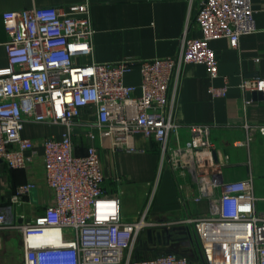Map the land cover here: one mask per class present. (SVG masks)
I'll use <instances>...</instances> for the list:
<instances>
[{
    "label": "built area",
    "instance_id": "built-area-1",
    "mask_svg": "<svg viewBox=\"0 0 264 264\" xmlns=\"http://www.w3.org/2000/svg\"><path fill=\"white\" fill-rule=\"evenodd\" d=\"M196 19L201 36H188V25L177 57L141 61L137 86L125 81L132 59L84 62L94 50L89 1L3 13L8 66L0 70V163L28 168L42 143L45 177L54 193V202L27 220L18 206L35 182L17 185L0 201V228L22 233V264H264V215L257 210L253 174L227 179L208 124L188 125L189 138L173 142L181 125L169 96L182 64L202 63L212 79L218 77L211 41L226 37L237 47L242 35L257 30L255 10L252 0H204ZM239 87L264 94V76L242 78ZM228 89L227 77L224 85L210 86L215 97ZM85 109L96 115L94 127L112 136L115 148L134 151L137 133L157 141L160 171H176L184 179L183 201H206V212L152 218L149 204L136 218L125 219L120 196L104 190L97 146L76 153L75 128ZM26 122L61 124L65 130L61 137L35 140L22 135ZM245 127L250 141L256 127ZM86 135L96 137L92 127ZM148 229L185 232L198 243L196 255L173 251L137 258V243ZM44 235L48 240L31 242Z\"/></svg>",
    "mask_w": 264,
    "mask_h": 264
},
{
    "label": "crops",
    "instance_id": "crops-1",
    "mask_svg": "<svg viewBox=\"0 0 264 264\" xmlns=\"http://www.w3.org/2000/svg\"><path fill=\"white\" fill-rule=\"evenodd\" d=\"M83 1L90 2L95 31L93 53L84 56V62L132 59V68L125 75L129 84L140 85L141 61L177 57L188 25V36H201L196 18L204 0H0V70L8 66L4 45L8 39L3 20L5 11L68 6ZM252 5L256 31L242 35L237 47L231 45L226 37L213 39L210 43L219 60V76L212 79L202 63L182 64L171 83L169 96L174 101V119L181 125L179 131L173 134V142L177 136L182 141L189 138L188 125H210L211 140L218 159L224 164L225 176L237 180L252 173L258 198L257 210L264 215V100H248L239 87L242 78L264 76V0H252ZM226 77L229 83L227 95L213 96L210 86L224 85ZM96 120V115L89 109H85L77 119L74 135L76 153L85 154L91 143L97 146L104 190L120 198L128 191L133 196L129 206H124L121 201L125 216L134 219L149 204L151 208V191L158 170L161 177L154 187L156 190L159 186V191L151 208L152 218L171 219L206 212V201H183L180 184L184 179L176 171L169 167L160 171L163 153L157 141L137 133L134 136V151L115 148L112 136L101 135L94 127ZM247 124L258 125L250 141L245 127ZM90 127L96 135L94 140L86 135ZM64 130L65 126L61 124L26 122L22 135L41 140L52 135L61 137ZM35 150L28 168H10L6 163H0V201L8 200L17 185L28 181L36 183V187L23 196L18 206V212L26 220L42 214L46 206L54 202V193L45 177L42 143ZM26 154L32 153L27 151ZM195 192L193 188V194ZM10 230L19 233L21 243L17 251L11 250ZM166 233L169 232L162 233V243L158 242L156 234L154 242H150L146 235V242L162 247L164 252L167 249L174 251ZM22 239L19 230L0 228V264L23 263Z\"/></svg>",
    "mask_w": 264,
    "mask_h": 264
},
{
    "label": "rangeland",
    "instance_id": "rangeland-1",
    "mask_svg": "<svg viewBox=\"0 0 264 264\" xmlns=\"http://www.w3.org/2000/svg\"><path fill=\"white\" fill-rule=\"evenodd\" d=\"M160 174L161 173H159V170H158L157 178H156V181L154 182V187H155L156 182H158V179H160V177H161ZM154 187L152 188L151 197H150V199L152 198V202H151L152 203L151 204V208L152 209H153L152 206L154 205L155 199L157 197V193L159 191V186L156 188V190H155ZM121 199H122L121 200L122 204L124 206H127V205L129 206V205H131V202L133 201V196L128 191L127 193L122 194ZM152 209L150 210V216H153V214H152L153 210ZM122 214H123L125 219H133V217L125 216V212L124 211H122ZM8 232L10 233L8 239H9V242L11 243V246H12L11 250L12 251H17L19 249V245L21 243L20 242L19 233L16 230H14V231L10 230ZM166 234H167V236L170 237V242L172 244L171 246H173L174 251L179 252V253L188 252V254L190 256H195L196 255L197 249H198V243L196 241L191 240L190 237H188V235L185 232L175 231V232H169V233H166ZM23 242L24 241H22V243ZM147 246L149 247V249H144ZM137 247H138V249L141 248V250L144 249L142 254H144V256H146V257L154 256V255L161 254V253L164 252L162 247L156 246L155 244H148L146 242V235H145L144 232H143V234L141 236V239L137 243ZM186 249H188V250L186 251Z\"/></svg>",
    "mask_w": 264,
    "mask_h": 264
},
{
    "label": "water",
    "instance_id": "water-1",
    "mask_svg": "<svg viewBox=\"0 0 264 264\" xmlns=\"http://www.w3.org/2000/svg\"><path fill=\"white\" fill-rule=\"evenodd\" d=\"M246 97L248 100H264V94L262 91H251L246 93ZM147 238L150 242H154L155 234L152 229L147 230ZM157 239L159 243L163 242V235L161 232L156 233ZM173 250L167 249L165 253H171Z\"/></svg>",
    "mask_w": 264,
    "mask_h": 264
},
{
    "label": "bare ground",
    "instance_id": "bare-ground-1",
    "mask_svg": "<svg viewBox=\"0 0 264 264\" xmlns=\"http://www.w3.org/2000/svg\"><path fill=\"white\" fill-rule=\"evenodd\" d=\"M49 237H50V235L33 237V238H31V242L32 243H40V242L48 240Z\"/></svg>",
    "mask_w": 264,
    "mask_h": 264
},
{
    "label": "trees",
    "instance_id": "trees-1",
    "mask_svg": "<svg viewBox=\"0 0 264 264\" xmlns=\"http://www.w3.org/2000/svg\"><path fill=\"white\" fill-rule=\"evenodd\" d=\"M143 250H141V248L136 250V254L135 255H136L137 258H144V257H146V256H144V254H142L143 253Z\"/></svg>",
    "mask_w": 264,
    "mask_h": 264
}]
</instances>
